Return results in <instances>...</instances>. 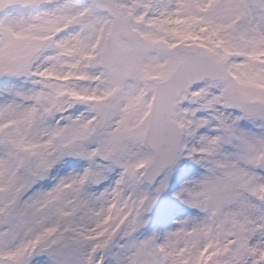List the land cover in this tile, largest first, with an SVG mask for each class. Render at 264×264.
Segmentation results:
<instances>
[{
    "label": "snow or ice",
    "instance_id": "1",
    "mask_svg": "<svg viewBox=\"0 0 264 264\" xmlns=\"http://www.w3.org/2000/svg\"><path fill=\"white\" fill-rule=\"evenodd\" d=\"M0 264H264V0H0Z\"/></svg>",
    "mask_w": 264,
    "mask_h": 264
}]
</instances>
